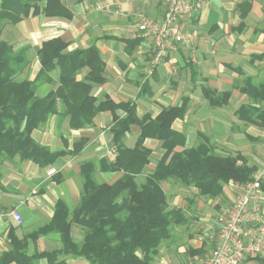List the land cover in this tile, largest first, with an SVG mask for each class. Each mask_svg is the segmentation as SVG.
I'll return each mask as SVG.
<instances>
[{"label":"crops","instance_id":"1","mask_svg":"<svg viewBox=\"0 0 264 264\" xmlns=\"http://www.w3.org/2000/svg\"><path fill=\"white\" fill-rule=\"evenodd\" d=\"M62 1L69 17L30 14L14 24L6 23L8 28L0 34L15 51L26 50L29 64L18 75L20 79L36 76L41 66L37 49L43 41L62 39L66 42L64 52L94 45L104 62L105 77L102 84L91 83L90 93L97 101L107 97L114 103L130 102L138 117L149 115L153 119L163 107L180 104L186 98L185 114L171 125L186 137L184 147L176 150L206 140L215 155L241 156L250 165L254 157L263 154L264 127L243 121L239 108L264 106V0H202L199 10L186 20L189 28L199 30L198 38L191 46L178 44L169 50L151 73L152 39L137 31V23L142 17L160 21L168 0ZM99 2L103 5L96 9ZM135 38L138 42L131 48L127 41ZM87 72V68L78 70L76 78L84 80ZM246 83L250 88L245 92L242 88ZM56 85L42 83L39 93ZM203 88L213 90L216 99H224V103L212 104L211 95H205ZM225 92H229L228 97ZM123 115L120 109L99 111L91 124L70 128L69 115L58 102L57 113L34 129L31 136L50 152L64 153L45 166L19 156L0 164V210L16 208L22 217L21 223L10 217L0 222V255L10 249V229L22 239L49 222L58 200L69 208L78 204L83 162L96 164L93 176L97 182L112 183L121 176L120 172L100 170L98 163L114 159L116 149L110 128L115 117ZM139 132L138 125H131L122 137L123 145L133 147ZM143 144L151 154L136 177L140 182L154 171L165 152L156 138L146 137ZM77 146L79 151L72 154ZM241 163L238 159L237 164ZM50 168L56 172L47 175ZM241 184L231 180L219 194L209 196L199 194L191 185L163 181L161 187L169 206L180 209L184 220L172 225L170 237L160 242L150 264H198L203 255L212 252L217 216L242 193ZM262 192L264 209V184ZM83 235L84 229L72 223L73 240L80 242ZM61 245L58 233L40 234L35 240L28 239L27 253L50 252ZM60 259L66 264H89L80 256L63 255ZM38 263L48 261L41 258ZM240 264H264V252Z\"/></svg>","mask_w":264,"mask_h":264},{"label":"trees","instance_id":"2","mask_svg":"<svg viewBox=\"0 0 264 264\" xmlns=\"http://www.w3.org/2000/svg\"><path fill=\"white\" fill-rule=\"evenodd\" d=\"M39 12L49 17L70 16L62 0H0V34L2 25L14 24ZM137 42L135 38L127 44L132 48ZM65 47L66 42L58 37L43 41L37 49L41 66L36 76L32 80L18 79L29 64L26 50L15 51L0 37V164L19 156L45 166L64 153L50 152L31 136L34 129L57 113L59 102L69 115L70 128L91 124L99 111L123 110L124 115L116 116L110 128L115 157L110 162L101 159L98 163L100 170L120 172L121 176L112 183L97 182L93 176L96 164L83 162L78 204L69 208L63 200H58L49 222L22 239L10 229V249L0 255V264H39L41 258H46L48 264H66L60 259L63 255L83 257L89 264H150L160 242L170 237L172 225L184 220L180 209L169 206L161 187L163 181L191 185L201 195L214 196L231 180L238 183L250 180L255 166L241 156L215 155L206 140L195 147L176 150L184 147L186 137L171 125L185 114L186 98L180 104L163 107L153 119L149 115L138 117L130 102L114 103L107 97L97 101L90 89L91 83L105 82L99 50L91 45L64 52ZM83 68L88 72L84 80H78L76 73ZM54 82L57 83L54 89L39 93L42 83L53 85ZM249 88L246 83L242 90L246 92ZM203 91L211 95L212 104L224 103V99H216L213 90L203 88ZM224 95L228 97L229 92ZM239 116L247 123L264 127V106L243 105ZM131 125H138L140 132L134 146L125 147L122 137ZM146 137L160 140L165 152L154 171L138 183L136 177L151 154L150 148L143 144ZM79 149L75 147L72 154ZM238 159L242 160L241 164H237ZM72 223L84 229L80 242L71 237ZM50 232L58 233L62 244L59 249L27 253L28 239L35 240L40 234Z\"/></svg>","mask_w":264,"mask_h":264},{"label":"built area","instance_id":"3","mask_svg":"<svg viewBox=\"0 0 264 264\" xmlns=\"http://www.w3.org/2000/svg\"><path fill=\"white\" fill-rule=\"evenodd\" d=\"M202 0H168L160 21L142 17L138 30L152 39L153 51L149 73L153 67L163 62L169 50L176 45L191 46L198 37L197 28H189L187 18L200 8ZM99 2L96 9L102 7ZM264 151V143H263ZM255 170L252 178L241 184L242 193L217 216V234L211 254L198 264H240L245 258L257 257L264 252V152L254 157ZM55 168L46 171L47 175ZM10 217L16 223L22 218L16 208L0 210V222Z\"/></svg>","mask_w":264,"mask_h":264},{"label":"rangeland","instance_id":"4","mask_svg":"<svg viewBox=\"0 0 264 264\" xmlns=\"http://www.w3.org/2000/svg\"><path fill=\"white\" fill-rule=\"evenodd\" d=\"M139 21H140V20H139ZM139 21H138V23H139ZM138 23H137V31L141 34V32L138 30ZM7 28H8V25H6V24L2 25V29H1L2 31H1V33L4 32L5 29H7ZM197 30H198V29H197ZM198 32H199V30H198ZM194 42H195V41H194ZM194 42H193V43H194ZM193 43H192V44H193ZM171 50H172V49H171ZM20 77H21V76H18L17 78L20 79ZM243 121H244V120H243ZM255 129H257V128H255ZM263 143H264V142H263ZM216 149H217V151L220 150V149H218L217 147H216ZM223 152H224V153H227L226 151H223ZM252 164H253V162H252ZM140 181H141V179L137 180L138 183H139ZM21 218H22V217H21ZM210 254H211V252H210L209 254L203 255L201 259L204 260V259L207 258L208 255H210Z\"/></svg>","mask_w":264,"mask_h":264}]
</instances>
